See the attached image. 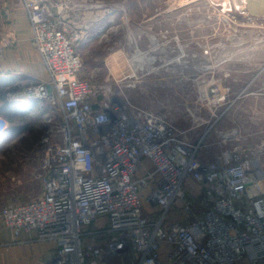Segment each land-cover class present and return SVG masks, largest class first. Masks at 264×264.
Instances as JSON below:
<instances>
[{"label": "built area", "instance_id": "1", "mask_svg": "<svg viewBox=\"0 0 264 264\" xmlns=\"http://www.w3.org/2000/svg\"><path fill=\"white\" fill-rule=\"evenodd\" d=\"M21 2L31 44L49 75L26 86L22 96L63 117L62 142L49 144L41 162L43 194L0 206V221L14 238L34 230L38 239L55 242L54 256L42 264H88L125 250L139 255L136 264H236L264 257V162L255 163L250 155L256 152L236 147L214 161L201 160V143L181 138L165 115L114 105L110 87L101 92L80 75L84 59L74 46L80 35L59 4ZM211 92L219 103L226 97L218 85ZM250 93L264 95V80ZM144 160L152 167L138 174ZM189 178L200 185V195L189 193ZM146 200L159 208L157 217L146 211ZM178 200L186 223L171 218ZM198 201L205 206L201 217L194 212ZM99 215L107 217L108 239L85 245L86 228ZM162 244L169 246L166 255Z\"/></svg>", "mask_w": 264, "mask_h": 264}, {"label": "rangeland", "instance_id": "2", "mask_svg": "<svg viewBox=\"0 0 264 264\" xmlns=\"http://www.w3.org/2000/svg\"><path fill=\"white\" fill-rule=\"evenodd\" d=\"M50 1L59 4L69 25L80 35L74 44L84 59L80 75L101 92L110 87L106 92L114 105L165 115L181 138L193 143L208 129L210 140L218 141L208 148L210 154L215 150L228 154L239 147L255 151L250 155L255 163L264 162V140L242 139L235 129L242 126L245 130L242 115L236 114L242 119L232 122L236 127L231 129L220 127H230L229 118L223 124L216 120L224 109L221 106L230 99L228 88L232 84L245 92L237 104L251 96L264 97L250 93L256 88L243 92L245 76L240 78V73L251 69L252 60L230 58V52L238 50L245 55L254 50L248 39L264 35V26H257L258 22L246 18L235 21L228 11H221L235 6V0ZM21 12L25 13L21 0H0V46L9 40L11 20ZM235 13L242 15L240 10ZM205 50L211 54L203 56ZM36 81L24 78V88ZM221 84L227 90L219 103L211 89ZM9 98L17 105L11 110L12 122L0 119V206L19 204L41 194L45 151L49 144L62 142L60 110L23 96L20 101L15 94ZM226 133L230 139L223 138Z\"/></svg>", "mask_w": 264, "mask_h": 264}, {"label": "crops", "instance_id": "3", "mask_svg": "<svg viewBox=\"0 0 264 264\" xmlns=\"http://www.w3.org/2000/svg\"><path fill=\"white\" fill-rule=\"evenodd\" d=\"M240 1L241 2L238 6L236 4L235 6L231 7L233 8V10L229 13L230 17L235 21H237L238 19L242 20V18H246L247 21L250 20L258 22L257 26H261L263 28L264 0ZM239 10L242 11V15L238 13L234 14V11ZM31 35V25L26 11L25 13L21 12L19 14H16L15 17L11 20V32L7 34V38H9V40L5 44H3V46H0L3 48L0 49V77L11 79V81L8 82L9 86H12L14 85V83H16L20 88V90L10 92L9 95L15 94L16 96L22 98L24 78H33L38 80L48 79L49 75L41 60L40 55L34 50L33 47H31ZM248 41H251L252 45H254V50L247 51L245 55L238 50L230 52V58H232V56H235L236 58H246L252 60L250 62L251 69L245 70L240 73V78H244L245 76V86L243 90L247 86H250V88L258 89L264 80V35L250 37ZM6 45L7 48H4V46ZM220 89L222 93L227 90L226 87L222 88V84L220 85ZM241 89H239V87L233 86V84L228 88L230 99L228 100L226 106H221V108L224 109H221V113L220 115H218L216 120H219L223 124L224 122H228L227 118H229L228 123L230 124V127L226 128V125H221L220 127L224 129H231L234 126L236 127V125H233L232 122H240V120L242 119L238 118L236 114L242 115L244 118L242 120L246 124V127L245 130L244 128H242V126L235 128L237 130V133L240 134L239 136L242 137V139L245 137H249L253 141L260 139L262 141L264 140V97L261 96L259 98H255L251 96L248 100L242 99V102L237 104V102L243 96L242 95L239 97V95H241L242 93ZM21 98L19 99L20 101L23 100V98ZM19 103L23 105V102ZM234 104L237 105L233 109ZM242 105L246 106L244 112H241L240 109ZM237 108H239V110H236ZM0 119L6 118L0 115ZM2 126H4V122H2ZM1 132L2 128H0V133ZM208 132L209 130L206 129L198 139V142L201 143L199 158L201 160L214 161L218 157V155L223 153V151L220 153L218 152V150H215V153H209L210 149L208 148L218 143V141L210 140ZM186 140L191 142V140H189L188 138ZM142 165L143 166L139 168L138 174L142 173V170L144 168L152 167V163L147 160H144ZM185 186L192 196L200 195V185L194 180L190 178L187 179L185 182ZM42 194L43 191L39 196H41ZM197 204L199 208L202 207V204L199 201L196 203V205ZM196 205L194 207V212L197 217H201L204 209L200 211V209L197 208ZM181 206L182 203L180 200H178L172 210L171 218L172 220L186 223L190 219L182 212ZM145 207L146 211L150 212L149 214H151L152 216L157 217L159 215V208L150 206L147 200L145 201ZM106 228V215H99L96 221L86 228L91 233L85 236V245H97L107 241L109 235L108 233H105ZM161 248L163 255H166L169 246L167 244H162ZM55 249V242L50 240L38 239V234L34 230H23L17 238H14L12 231L3 226L0 221V264H42L43 262H45L46 260H50L54 256ZM138 260L139 255L137 253L131 250H125L118 253L106 252L99 257L90 258L88 260V264H136ZM236 264H264V257L260 258L258 261H253L251 257L247 256L238 261Z\"/></svg>", "mask_w": 264, "mask_h": 264}, {"label": "trees", "instance_id": "4", "mask_svg": "<svg viewBox=\"0 0 264 264\" xmlns=\"http://www.w3.org/2000/svg\"><path fill=\"white\" fill-rule=\"evenodd\" d=\"M9 81H11V79L0 77V100H1L0 115L12 122L13 114L11 110L14 111L12 107L16 106L17 104H15V102L13 103L12 101H10L9 93L20 90V88L18 85L12 88V86L11 85L9 86L8 84Z\"/></svg>", "mask_w": 264, "mask_h": 264}, {"label": "bare ground", "instance_id": "5", "mask_svg": "<svg viewBox=\"0 0 264 264\" xmlns=\"http://www.w3.org/2000/svg\"><path fill=\"white\" fill-rule=\"evenodd\" d=\"M235 4H237V6L239 5V3L241 2L240 0H235Z\"/></svg>", "mask_w": 264, "mask_h": 264}]
</instances>
